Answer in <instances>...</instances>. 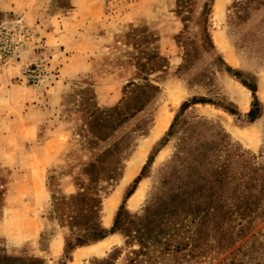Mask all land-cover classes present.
Instances as JSON below:
<instances>
[{"label":"rangeland","instance_id":"obj_1","mask_svg":"<svg viewBox=\"0 0 264 264\" xmlns=\"http://www.w3.org/2000/svg\"><path fill=\"white\" fill-rule=\"evenodd\" d=\"M62 1L48 0L49 14L69 15L63 32L57 28L48 39L27 17L0 11V26L21 19L32 32L18 55L0 57V258L92 264L118 247L114 264H129L140 245L126 243L120 230L76 246L66 258L70 228L57 217L56 202L81 190L91 161L102 159L107 171L121 165L116 181L100 180L108 186L101 191V221L110 228L136 177L124 206L132 213L202 151L208 154L205 167L228 158L237 179L246 162L262 161L264 0H76L78 9H101L87 23L86 10L68 14L72 0L68 8L59 6ZM31 63L45 69L37 85L24 75ZM227 65L257 83L260 112L252 121L246 113L252 91ZM147 83L160 90L134 111L138 88L152 94ZM193 97L210 101L192 102ZM145 149L141 164L128 168L132 156ZM112 200L109 219L105 212ZM182 218L176 220L177 231L171 228L164 236L172 245L188 243L187 248L161 252L162 243L151 244L133 264H264L261 246L250 254L244 246L236 259L231 248L215 246L192 255L194 225L190 217ZM256 229L258 244L264 241V219L255 222Z\"/></svg>","mask_w":264,"mask_h":264},{"label":"trees","instance_id":"obj_2","mask_svg":"<svg viewBox=\"0 0 264 264\" xmlns=\"http://www.w3.org/2000/svg\"><path fill=\"white\" fill-rule=\"evenodd\" d=\"M60 7L68 8L71 0L62 1ZM208 13V9L205 11ZM205 19L208 20L207 15ZM207 39L210 41V36ZM227 69L240 78V81L251 91L254 98L251 109L246 112L249 120H254L260 112V102L257 96V83L245 78L227 65ZM152 94L148 95L144 87L138 88L134 96V111L143 109L149 99L153 98L160 89L158 85L147 83ZM210 101V99L193 97L192 102ZM188 102L184 103V106ZM234 111L233 109H230ZM122 120L118 121V125ZM262 161L244 164L241 176L237 179L236 171L230 169L231 161L226 158L222 164L210 167L205 161L207 152L192 156L188 165L181 167L170 179H165L160 191L142 208L141 211L130 212L126 209L125 201L137 186L138 178L125 193L123 202L117 210L113 225L105 227L101 221L102 192L108 190L107 185H101L103 178L108 183L116 181L120 175L121 165L114 169H107L100 163L102 159L94 160L84 167L88 176L81 190L73 193L68 201H57L55 211L63 225L70 230L66 234L65 257H71V251L79 245L88 244L104 238L109 233L120 230L125 236L126 243L137 241L139 248L134 249L130 263L138 261L140 254L148 253L151 244H161V252L182 250L188 243L172 245L164 233L174 228L177 231L176 220L190 217L193 223L192 243L189 251L198 255L212 246L218 249L231 250L233 259L237 251L244 246L247 253L256 251L257 247L264 248V241L256 243L258 229H254L255 222L264 219V152ZM107 172V173H106ZM107 174V175H106ZM178 180V181H177ZM253 230V231H252ZM176 233V232H175ZM173 235V233H172ZM251 239V243L248 241ZM238 242V245H234ZM117 249L106 257L94 258L92 264H114ZM242 263V261H240ZM233 264L234 262L231 261ZM0 264H44L42 258L4 255ZM243 264V263H242Z\"/></svg>","mask_w":264,"mask_h":264},{"label":"crops","instance_id":"obj_3","mask_svg":"<svg viewBox=\"0 0 264 264\" xmlns=\"http://www.w3.org/2000/svg\"><path fill=\"white\" fill-rule=\"evenodd\" d=\"M80 1H92V0H80ZM76 0H72V11H68V14L76 11H84L86 14L85 23L89 22L94 13L99 14L101 9L99 5L91 7L90 9H82L75 7ZM48 0H0V11H14L19 13L23 18L28 19L32 24H36L38 28L42 30V34L48 39L49 36H55L57 34V28L63 32L62 24L69 18V15L62 14H49ZM88 10V11H87ZM29 12V13H28ZM93 20H96L95 18Z\"/></svg>","mask_w":264,"mask_h":264},{"label":"built area","instance_id":"obj_4","mask_svg":"<svg viewBox=\"0 0 264 264\" xmlns=\"http://www.w3.org/2000/svg\"><path fill=\"white\" fill-rule=\"evenodd\" d=\"M31 33V30L23 24L21 19L16 25L0 26V57L7 60L18 55L30 40ZM24 75L29 83L37 85L46 76V73L41 64L31 63L27 65Z\"/></svg>","mask_w":264,"mask_h":264},{"label":"bare ground","instance_id":"obj_5","mask_svg":"<svg viewBox=\"0 0 264 264\" xmlns=\"http://www.w3.org/2000/svg\"><path fill=\"white\" fill-rule=\"evenodd\" d=\"M147 149V148H146ZM145 149V151L143 152V154H142V156L140 155V156H136V154H134L133 156H132V158L130 159V161H129V167L128 168H132V166H134L135 165V167H138L140 164H141V162H142V160H143V158H144V156H145V154H146V150ZM138 155V154H137ZM137 158L139 159L138 160V162H137ZM134 167V168H135ZM134 173V172H133ZM128 174H130V170H129V173ZM132 174V173H131ZM133 175V174H132ZM125 179L123 180V182L126 180V179H128V175H126L125 174ZM122 182V183H123ZM140 185V184H139ZM138 188V187H137ZM137 192V191H136ZM134 196V195H133ZM132 196V197H133ZM114 203H115V201L114 200H112L111 202H110V205H108V207H107V210H106V214H105V216L107 217V218H111L112 217V209H113V205H114ZM108 204V203H107ZM107 206V205H106ZM115 206V205H114Z\"/></svg>","mask_w":264,"mask_h":264}]
</instances>
